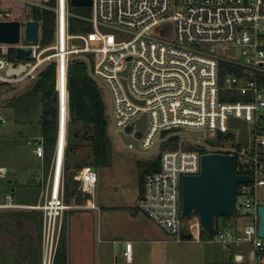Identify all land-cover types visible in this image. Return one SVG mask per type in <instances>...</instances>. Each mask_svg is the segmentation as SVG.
Listing matches in <instances>:
<instances>
[{
    "label": "built area",
    "instance_id": "2783aa9c",
    "mask_svg": "<svg viewBox=\"0 0 264 264\" xmlns=\"http://www.w3.org/2000/svg\"><path fill=\"white\" fill-rule=\"evenodd\" d=\"M10 1L24 4L26 17L18 21L19 42L0 43V84L32 82L52 61L57 64V81L59 72L65 68L67 84L70 60H84L91 77L110 97L112 133L118 138L124 133L138 140L140 149L127 145L136 152L148 153L153 149L149 157L162 150L161 170L145 176L137 207L177 242L186 240V235L201 242L203 230L199 221L183 222V177L199 174L205 154L233 155L235 162L237 159L240 162L241 172H236L252 177L250 183H241L237 188V197L244 198L240 207L250 220L239 230L216 231L215 240L230 253L238 246L250 247V261L264 264V238L259 235L258 213L259 207L264 206L258 199V191L264 188V0H91V22L96 31L89 34L70 33L71 0H56V34L50 46L42 44V19L30 16L34 7H39L42 17L50 0ZM0 9L11 10L8 21H15L12 9ZM3 20L2 17L0 22ZM30 21L39 24L35 42L27 40L26 25ZM170 24L175 26V37L166 41L170 37L167 30ZM100 26L114 33H103ZM23 39L25 44L21 43ZM18 49L30 51L29 59H18ZM233 49L238 50L239 60L223 59L217 54ZM221 61L241 68L239 73L225 78L224 89L237 92L248 101L220 100ZM21 65H26V70L20 75L7 74ZM144 114L148 122L141 131L136 122ZM231 118L246 122L247 147L239 144L240 130L230 126ZM0 123H5L1 115ZM180 129L190 134L203 132V137L195 136L199 140L209 137L218 145L210 147L196 142L197 147L189 149L178 142L164 147L172 136L160 141L161 134ZM60 131L59 106L56 152L47 177L42 173L40 202L21 204L10 192L0 201V212L36 210L43 214L42 264H54L66 213L77 208L65 202L63 169L67 132L61 152ZM27 145L38 159L44 160L41 135L30 137ZM8 174L9 168L0 165V186ZM76 179L81 192L94 196L98 177L93 167L80 170ZM84 208L96 209V206L87 203ZM124 255L127 261H132L131 244H127ZM235 258L242 261L244 256L236 254Z\"/></svg>",
    "mask_w": 264,
    "mask_h": 264
},
{
    "label": "rangeland",
    "instance_id": "374dc122",
    "mask_svg": "<svg viewBox=\"0 0 264 264\" xmlns=\"http://www.w3.org/2000/svg\"><path fill=\"white\" fill-rule=\"evenodd\" d=\"M0 7L6 9H12L13 14H17L21 18L25 16V5L10 1L0 0ZM46 10H54L55 4H49L45 6ZM70 13L72 17H78L80 20H86L91 24V32H95V27L91 20L93 19V10L91 6H72L70 4ZM41 12L39 7H34V14L30 15L32 18L40 17ZM0 20L2 17L0 16ZM100 31L103 33H114L112 29H108L100 26ZM168 33L170 37H166V41H173L175 37V26L170 24L168 26ZM71 33V32H70ZM71 34H89L82 31ZM25 44V40L21 41ZM218 56L221 58H228L232 60L240 59L238 57V50H225L218 51ZM33 82L23 81L16 84L2 85L0 86V115L4 117L5 123L0 124V165H5L10 170V177L7 182L3 185L6 189L11 186L15 187L13 192L16 202L21 203H36L39 199L41 200V177L44 173L45 177L51 171V166L48 172L44 167V160L38 159L32 152V149L27 145V141L33 134L40 135V121L43 114L44 105L40 99V96L29 97L31 100L25 101V94L31 90ZM103 99L106 105V115L110 124L111 132V162L107 167H96L98 183L96 186V195L94 199L97 204L104 205L106 202L112 205H123L129 206L134 205L141 213H143L136 204V201L142 195L144 189V179H141L140 162H145L152 157L160 155L162 150L154 156H147L153 149L148 153H140L130 149L129 146L125 145L120 138L116 137L112 133L113 119L110 115L111 103L110 97L105 89L101 88ZM59 92V91H58ZM60 106V105H59ZM69 119V111L67 109V125ZM77 130V128H74ZM81 134L84 135V141L79 143V150L75 156L78 160L92 165L94 162L93 158V143L91 140L85 138L86 130ZM38 132V133H37ZM67 132V127H66ZM140 136V134L138 135ZM172 136L164 147H172V145L183 142V145H188L186 148L197 147L196 142H201L202 145H208L215 147L218 142L209 137L199 140L195 135L188 133L186 130H173L168 131L160 136V141L165 138ZM158 139V140H159ZM157 140V142H159ZM235 141V140H234ZM237 166H240V162L237 159ZM77 176V175H76ZM76 178V177H75ZM78 181V179H77ZM79 182V181H78ZM6 190L0 189V201L4 199ZM244 198L242 196L237 197V207L235 214L229 217H216L215 226L217 231L230 228L236 230L242 226L248 224L249 217L246 216L240 205ZM258 199L260 202H264V188L258 191ZM104 203V204H103ZM6 212H0V223L7 222L4 220ZM8 213V212H7ZM193 215L190 218H183V222L188 224V219L199 221V218L195 219ZM6 227L0 225V251L9 252L10 236L9 232H6ZM216 232L209 233L206 231L202 242H196L192 239H186L182 242L176 241L173 237L169 236L174 242L170 246L169 257L170 264H253L250 261V247L238 246L233 248L234 253L242 254L244 259L237 261L235 256H219L220 253L226 252L231 254L230 251L224 249L221 244L216 242ZM211 234V235H210ZM168 235V234H167ZM18 238H16L17 241ZM198 256H194V255ZM212 254V256H206ZM192 255V256H191ZM214 255V256H213ZM44 256V254H43ZM42 256V259H43ZM0 264H15V256H2L0 255Z\"/></svg>",
    "mask_w": 264,
    "mask_h": 264
},
{
    "label": "trees",
    "instance_id": "16d2710c",
    "mask_svg": "<svg viewBox=\"0 0 264 264\" xmlns=\"http://www.w3.org/2000/svg\"><path fill=\"white\" fill-rule=\"evenodd\" d=\"M55 1L56 0H50L49 4H55ZM13 19L19 21L22 18L14 14ZM36 19H42L43 21L42 44L44 46L52 45L55 41L56 34L55 12L46 10L43 12L42 17ZM91 27V24L86 20H80V18L76 16L70 17L69 31L71 33H78L79 31L90 33ZM240 70L241 68L234 64L225 61L220 62V100L222 102L248 101V98H245L239 93H230L224 89L225 78L229 74L239 73ZM32 82L33 87L24 96L26 99L25 101L31 100L29 97L40 96L44 105L40 121V135L44 138V167L48 172L55 156L59 128V95L57 92L58 81L56 62L52 61L44 66L36 80ZM0 86H2V84H0ZM67 90L69 122L63 169L65 202L70 205H80L91 198V196L80 191V183L75 177L78 172L85 167H107L110 165L112 147L111 132L101 87L91 77L89 66L84 60L79 58L70 60L67 72ZM230 95L232 96L230 97ZM74 128H77V130H74ZM79 130H86L85 138L91 140L93 143L94 162L92 165L78 160L75 156L80 147L79 143L84 141V135L81 134L83 131ZM152 158L154 159L139 163L141 179H145V176L149 173L161 170L160 155ZM235 167L236 171L240 173L241 170H239V166H237V160L235 162ZM9 177L10 170L6 180L1 183L0 189L3 188L6 190V193H13L12 190H15L14 186H11L9 189L3 187ZM10 181L11 180H8V182ZM3 217L5 221L7 219V222H2L0 225L1 227H6V232H9V235L12 236L10 238L11 242L8 244V250L15 256V264H42L43 214L36 210H19L6 212L2 218ZM237 230H239V228ZM216 231L217 229L215 226L214 232ZM205 234L206 231L202 230V239ZM16 238H18L17 241ZM67 263L68 236L67 222L65 219L56 249L54 264Z\"/></svg>",
    "mask_w": 264,
    "mask_h": 264
},
{
    "label": "crops",
    "instance_id": "0c3cea01",
    "mask_svg": "<svg viewBox=\"0 0 264 264\" xmlns=\"http://www.w3.org/2000/svg\"><path fill=\"white\" fill-rule=\"evenodd\" d=\"M94 196L83 204H75L77 208L66 213L67 264H170L167 256H171L170 246L174 241L154 221L134 205L124 207L108 202L99 205ZM39 202L40 199L36 203H19L37 205ZM87 203L94 204L96 209L84 208ZM127 244L132 245V261H127L124 255ZM236 254L222 252L219 256ZM0 255L14 256L5 251H0Z\"/></svg>",
    "mask_w": 264,
    "mask_h": 264
},
{
    "label": "water",
    "instance_id": "95a60500",
    "mask_svg": "<svg viewBox=\"0 0 264 264\" xmlns=\"http://www.w3.org/2000/svg\"><path fill=\"white\" fill-rule=\"evenodd\" d=\"M72 6H91V0H71ZM55 11V10H53ZM11 10L0 9L3 21L0 22V43L17 44L20 38V23L8 21ZM39 24L30 21L26 25L27 40H38ZM30 51L18 49L17 58L28 60ZM26 70V65H21L16 70H10L7 74L18 76ZM127 75V71L123 73ZM126 85V81L124 80ZM148 122L146 114L136 122L137 129L144 131ZM229 124L240 130L239 144L248 145V128L245 121L231 118ZM194 135L203 137V132H193ZM120 140L125 145H134L140 149L139 142L131 136L120 133ZM95 169V168H94ZM251 176L241 175L236 172L235 157L226 154H205L201 158L200 172L198 175L184 176L182 180V216L190 218L192 215L199 218L203 230L212 233L215 231L216 217H229L235 214L237 205V188L241 183H250ZM260 216L259 235L264 238V206L258 210ZM185 239H190L186 235Z\"/></svg>",
    "mask_w": 264,
    "mask_h": 264
},
{
    "label": "bare ground",
    "instance_id": "6f19581e",
    "mask_svg": "<svg viewBox=\"0 0 264 264\" xmlns=\"http://www.w3.org/2000/svg\"><path fill=\"white\" fill-rule=\"evenodd\" d=\"M58 91L60 105V151L65 144L66 127H67V84L65 68L59 72L58 76Z\"/></svg>",
    "mask_w": 264,
    "mask_h": 264
}]
</instances>
